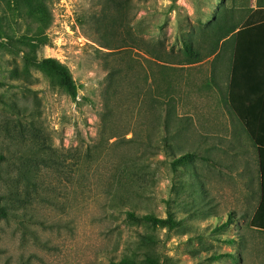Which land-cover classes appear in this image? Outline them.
I'll use <instances>...</instances> for the list:
<instances>
[{"label": "rangeland", "instance_id": "1", "mask_svg": "<svg viewBox=\"0 0 264 264\" xmlns=\"http://www.w3.org/2000/svg\"><path fill=\"white\" fill-rule=\"evenodd\" d=\"M258 3L0 0V205L9 213L0 264H264V233L249 227L256 144L227 98L234 43L211 31L219 10L239 19ZM99 24L128 45L107 57L123 70L109 91ZM188 39L201 56L191 64ZM46 57L69 68L75 100L41 69ZM170 84L176 132L166 147L155 108H166ZM106 96L112 113L102 124ZM188 151L208 160L172 172L169 161ZM132 208L169 211L178 224L130 218Z\"/></svg>", "mask_w": 264, "mask_h": 264}, {"label": "trees", "instance_id": "2", "mask_svg": "<svg viewBox=\"0 0 264 264\" xmlns=\"http://www.w3.org/2000/svg\"><path fill=\"white\" fill-rule=\"evenodd\" d=\"M224 2V0H221V2ZM244 14L239 18H233L230 17L228 19V14L225 13L223 10H219L216 15L215 21L211 25V31L213 32V35L217 37V42L221 39H225V41H230L234 43L233 51L231 52V70H230V78L228 83V104L233 110V112L236 114V116L239 117L241 122L244 124V127L249 134L250 138L255 142L256 144V136L253 130V127L249 123V119L245 117L244 115H240L237 108H235V105L233 103V76L235 72V66L237 65V59L240 55L239 49L241 47V43L247 41V42H254L257 40L264 39V4H257L254 8L247 6L245 7ZM118 22V17H113V20L111 23ZM98 29H100V39L98 41V45L105 49L98 50V53L103 57V64L107 71L106 79H107V88L106 90H110L114 87V82L117 79V75L119 73H122V69H119L118 67H115L114 65L109 64V60L107 57H113L115 55H118L119 52H123L127 48L128 45H125L126 43L119 44V43H112V37H110V34H108L105 29L102 28V24L97 25ZM125 53V51L123 52ZM220 51L218 52V49H212L209 53H207L206 57L214 55V57L218 56ZM171 55L172 52H169ZM182 55L186 58L187 63L191 64L194 62H197L201 60V56L199 54V51L194 48L193 41L191 39L183 40L182 45ZM106 57V59H105ZM40 67L41 69L49 74L54 75L58 78L60 85L64 88L65 92L71 97L72 99H76L78 96V85L75 82L71 71L69 68L61 63L56 58L52 57H46L43 58L40 61ZM174 86L172 87L171 84L166 89V102L167 105L166 108L162 109L159 106L162 104L159 101L157 102V107L155 108V118L157 120H162L164 122L163 127V135L158 134L157 141L161 142L163 141V144L167 147L169 145V140L174 136L173 133H175V127L170 126L171 121H174L175 119V108H174ZM155 101V100H154ZM103 111L101 113V123H105L112 113V107L110 104L109 96H106L104 101V107ZM114 135H110V138ZM109 138V137H108ZM200 157L201 159L208 160L206 157L198 155L196 152L188 151L186 153H183L181 155L173 157L169 161L170 170L172 172H175L179 166L185 162L192 161L194 158ZM4 159V155L0 153V161ZM125 167H122L116 172L115 180L116 183H118L119 189H122V182L124 177L126 176L125 173ZM135 183L131 186L134 187ZM115 195V194H114ZM116 196V195H115ZM127 216L133 219H142L145 221H149L151 223L160 224V225H167L168 228H174L178 223L174 219V216L171 212H167V217H158L154 215L153 213H144L142 215H138L135 210L128 209L126 211ZM9 215L8 211L0 205V218H5ZM233 223V216H229L228 219L222 223L217 229V231L221 230L225 226H228L229 224ZM261 226V224H259ZM257 226L254 218L249 222V227L254 228ZM259 227V226H258Z\"/></svg>", "mask_w": 264, "mask_h": 264}, {"label": "crops", "instance_id": "3", "mask_svg": "<svg viewBox=\"0 0 264 264\" xmlns=\"http://www.w3.org/2000/svg\"><path fill=\"white\" fill-rule=\"evenodd\" d=\"M239 52L233 76V103L240 115L249 119L256 136L253 152L259 184L250 221L254 218L257 226L253 229L264 233V39L241 43Z\"/></svg>", "mask_w": 264, "mask_h": 264}]
</instances>
